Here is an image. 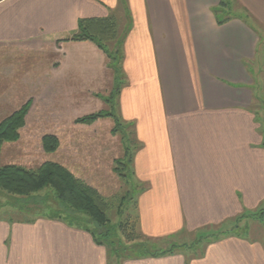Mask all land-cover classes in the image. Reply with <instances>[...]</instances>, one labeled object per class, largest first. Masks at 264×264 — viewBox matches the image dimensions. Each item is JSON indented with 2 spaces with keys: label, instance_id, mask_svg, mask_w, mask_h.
I'll return each mask as SVG.
<instances>
[{
  "label": "crops",
  "instance_id": "0c3cea01",
  "mask_svg": "<svg viewBox=\"0 0 264 264\" xmlns=\"http://www.w3.org/2000/svg\"><path fill=\"white\" fill-rule=\"evenodd\" d=\"M120 15L116 107L137 145V229L154 245L179 246L122 264H264L263 242L237 232L264 203V121L254 91L264 64V0H0V49L42 51L57 64L45 88L36 81L40 67H28L34 57L18 63L27 68V94L42 87L57 109L43 119L59 142L46 159L84 180L101 160L114 162L116 143L123 151L111 118L76 123L77 114L103 107L88 96L113 73L94 43L66 40L81 19ZM107 257L88 232L59 219L0 218V264H107Z\"/></svg>",
  "mask_w": 264,
  "mask_h": 264
},
{
  "label": "trees",
  "instance_id": "16d2710c",
  "mask_svg": "<svg viewBox=\"0 0 264 264\" xmlns=\"http://www.w3.org/2000/svg\"><path fill=\"white\" fill-rule=\"evenodd\" d=\"M221 7L224 10H229V5L226 2L222 1ZM223 22L225 21L220 23ZM122 34L123 32H119L115 17L86 18L78 21L77 33L66 40L94 43L98 49L106 54L109 59V67L119 78L117 75H121L119 66L121 65L120 45ZM119 84L117 83L113 94L110 96L112 102L105 99L112 108L109 112L89 114L76 119V123L89 125L104 117L113 118L115 126L112 132L117 133L120 130L124 144L129 143L128 149L125 151L126 163L123 161L118 162L117 165L120 167H116L115 170L119 176H127V180L132 182L131 163L134 151L130 154L129 146L132 145L133 147H131L135 149L137 145L135 140L130 142V136L133 138L132 124L121 123L116 113L117 95L120 90ZM30 106L31 102L28 101V103L0 120V150L4 143L18 140L20 130L25 126ZM127 129L129 133H127ZM126 136L129 137V140ZM42 143L46 153H54L59 145L58 139L54 135L43 136ZM126 172L127 175H125ZM42 191H46L47 195L45 194V197L40 198L38 195ZM0 193L13 198H39V200H42V206H45L43 204H45L46 196L58 201L61 209L47 216L51 219H59L68 226L88 232L96 244L106 247L108 253L107 264H122L123 261L128 259L171 254L174 249L179 247L173 245L163 251L150 249L149 240H139L142 236L137 232L136 218L131 221L128 216L129 213H127L125 220L118 224L117 228L127 241L139 240L140 242L129 246L123 245L121 240L115 237L113 228L110 226L108 212L112 209L111 204L96 189L85 184L68 169L56 162H44L36 169H27L14 164L0 166ZM127 196L121 198L118 204L119 209H122L124 204L131 199H127ZM132 204H134V207L136 206L134 198ZM120 213L122 215V212ZM256 215H259L261 220L264 218V203Z\"/></svg>",
  "mask_w": 264,
  "mask_h": 264
},
{
  "label": "rangeland",
  "instance_id": "374dc122",
  "mask_svg": "<svg viewBox=\"0 0 264 264\" xmlns=\"http://www.w3.org/2000/svg\"><path fill=\"white\" fill-rule=\"evenodd\" d=\"M119 32L121 28H124V16L120 15L115 17ZM250 21V20H249ZM260 35L264 37V25L260 26ZM100 50V49H99ZM101 51V50H100ZM102 53H104L102 51ZM29 55L34 57V64H28L29 69L33 67H40V70L36 73L41 75L38 76L36 81L38 79L43 80L42 81V87L50 88L51 83H49V78L55 76V69L57 67V64H55V61L52 62L46 61V53L40 51V52H29ZM26 52H23L21 49L12 50L11 49H0V117H2L3 114L7 113V111L11 108L19 109L22 105L25 103H28V101H35L34 104L36 105L35 110L32 112V117L29 118V124L25 126L20 130L19 138L17 141L14 142H6L2 145L0 150V166H5L9 164H14L18 166H22L27 169H36L38 168L42 163L47 162L49 160H53L49 156V160L46 159V156L51 153H46L43 148L42 143V137L45 135H53L49 132L51 131V128H46L44 125H46V122L43 119H46V114L49 115L51 113L50 110L53 112L57 109H54L52 104H50V101L46 102V89L41 90L39 88H32V85L30 88H32V92L30 94L28 93L27 88V82L26 78L24 79L26 75L27 68H24L23 64H18L19 62L26 60L27 57H30ZM106 56V54L104 53ZM107 58V57H106ZM30 59V58H29ZM41 61V62H40ZM39 62L40 64H36ZM107 65L109 68V71L113 73V80L108 81L109 84H106V79L101 80V85L99 84V80L96 82L98 85H100L98 88L100 90L98 91V96H96V90H94L93 96H88L90 98V102L95 101V99L98 97V99H101L100 102L102 103L103 107L98 108V110L84 114L85 112H81L77 114L76 119L81 118L83 116L98 113V112H109L112 108L109 102H106L105 99H112L110 98L111 94H113V91L117 85V83H120L121 87V78L118 74L116 77L115 72L109 67V59L107 58ZM262 66V72L259 74V88L256 87L254 89L255 91V103L261 107L260 116L261 120L264 121V64H261ZM121 69V65L119 66ZM31 70V69H30ZM29 70V71H30ZM35 73V72H34ZM35 73V74H36ZM121 74V72H120ZM32 75V74H30ZM27 77V76H26ZM54 80V79H53ZM52 82V81H51ZM34 83V81H33ZM39 84V83H38ZM56 85V82L53 83ZM54 87V86H53ZM33 96V97H31ZM59 97V96H58ZM54 101H56L58 98H53ZM52 97L50 100H53ZM64 100V98H62ZM53 102V101H51ZM112 102V100H110ZM56 105V104H55ZM57 106V105H56ZM31 107V106H30ZM116 107V113L119 117V120L121 123L129 124V122H126L122 119L119 109ZM39 109L43 112H39ZM56 119V117H53ZM107 118V117H104ZM111 118V117H108ZM103 119V118H101ZM111 122L115 126V121L112 120ZM30 121H35L36 124L30 123ZM94 123V122H93ZM92 124V123H91ZM88 125V124H85ZM90 125V124H89ZM104 125V124H103ZM113 126V127H114ZM106 127V126H105ZM54 130V129H52ZM113 130V129H112ZM127 133H129V130L127 129ZM113 135H116V139L121 138V131L117 133H113ZM56 136V135H54ZM126 138L129 140V137L126 136ZM133 138L130 136V142H132ZM122 147L123 151L121 152L120 145L116 143V147L114 148V162L110 163V159L108 160H101L103 161L100 163L99 167L101 170H98L97 174L89 173L85 176H82L84 178L80 179L85 184L90 185V183L97 184L98 190L96 189L110 204H111V210L108 212V217L110 219V226L113 228V233L116 238L121 240V243L123 245L129 246L131 244L139 243L140 241H143L145 238H141L139 240L130 242L127 241L123 236L122 233L118 230L117 226L120 222L125 220L127 213H129V218L134 220L135 219V207L133 203L136 199V189H138V186L134 184V179L132 178V182L127 180L126 177H121L116 172V167H120L117 165L118 162L123 161L126 163L127 157H125V151L128 149V144H124V141L122 140ZM129 146V152L130 154L134 149ZM131 147V148H130ZM108 149V148H107ZM108 153H111L108 149ZM124 152V155H122ZM128 152V153H129ZM112 165V167L110 166ZM110 169H113L112 172H110ZM114 172V173H113ZM94 173V171H93ZM124 173V172H123ZM128 173L126 172L125 175ZM96 185V186H97ZM46 191H42L39 193L38 197L43 198L45 197ZM47 195V194H46ZM128 195V196H127ZM127 199H130L129 201L124 204L122 209L118 208V204L121 201L122 197H125ZM20 200V201H19ZM42 200H39V198H13L9 195L0 193V218L8 220L9 222H21V221H30L33 217L36 216H47L50 215V213L57 212L59 209H61L60 203L53 198H48L46 196L45 200V206H42ZM42 207H41V206ZM122 212V215L121 213ZM249 214L244 216L243 219L237 222L238 225V233H241L243 235H246L251 240H257L260 242H263L264 244V218L259 219V215ZM138 234L140 235V232L137 229ZM150 242V243H149ZM148 243L151 246L150 249L152 250H166L170 248L173 245L169 246H163V245H154L152 241L150 240Z\"/></svg>",
  "mask_w": 264,
  "mask_h": 264
}]
</instances>
